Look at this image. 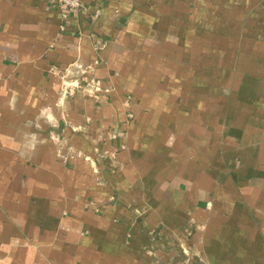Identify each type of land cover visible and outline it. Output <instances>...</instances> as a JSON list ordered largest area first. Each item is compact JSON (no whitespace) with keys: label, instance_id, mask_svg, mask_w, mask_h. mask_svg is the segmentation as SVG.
I'll return each mask as SVG.
<instances>
[{"label":"crops","instance_id":"crops-1","mask_svg":"<svg viewBox=\"0 0 264 264\" xmlns=\"http://www.w3.org/2000/svg\"><path fill=\"white\" fill-rule=\"evenodd\" d=\"M0 0V264H264V0Z\"/></svg>","mask_w":264,"mask_h":264},{"label":"built area","instance_id":"built-area-1","mask_svg":"<svg viewBox=\"0 0 264 264\" xmlns=\"http://www.w3.org/2000/svg\"><path fill=\"white\" fill-rule=\"evenodd\" d=\"M58 4L62 8H64V16L66 18L68 17V13L70 11L80 10L83 7V4H82L81 0H58Z\"/></svg>","mask_w":264,"mask_h":264}]
</instances>
